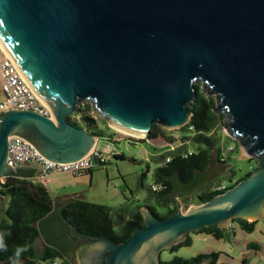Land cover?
Returning a JSON list of instances; mask_svg holds the SVG:
<instances>
[{"label":"water","instance_id":"obj_1","mask_svg":"<svg viewBox=\"0 0 264 264\" xmlns=\"http://www.w3.org/2000/svg\"><path fill=\"white\" fill-rule=\"evenodd\" d=\"M0 45L51 112L0 114V185L40 172L6 165L10 136L50 162L73 163L99 139L71 121L81 104L91 103L108 127L146 138L153 126L188 124L197 83L214 97L227 137L256 163L185 212L177 197L165 219L140 208L142 226L119 243L76 234L52 217L41 237L55 245L64 233L76 246L72 264H161V252L190 233L264 219V0H0Z\"/></svg>","mask_w":264,"mask_h":264},{"label":"trees","instance_id":"obj_2","mask_svg":"<svg viewBox=\"0 0 264 264\" xmlns=\"http://www.w3.org/2000/svg\"><path fill=\"white\" fill-rule=\"evenodd\" d=\"M194 88L196 95L189 106L192 115L188 124L179 129V132L182 133L180 146L159 156L161 163L153 173L152 185L159 187L160 191L152 193L157 204L163 207L165 212L163 215H157L154 208H147L154 216L162 219L173 213L175 209L172 197H177L180 200L186 199L191 192H194L192 198L186 200L188 204L185 206L189 207L206 203L240 180L245 179L256 169V166L253 167L248 175L234 181H232L235 177L234 171L229 170L227 171L228 179L224 178L219 184L212 185L206 189L200 187L199 183H201L202 175L208 167L213 162L222 165L227 164L229 158L218 147L219 140L214 135V131L221 126L225 117L214 112L216 102L213 97L201 92L196 85ZM71 121L79 128L100 139L105 141L112 140L113 133L109 131L107 124L99 118L89 104H81ZM159 138L167 140L164 144L168 145L176 142V140L174 141L168 136L166 131L161 130L157 126L151 128L145 140L155 141ZM225 142H232L237 147L236 142L228 137H225ZM185 144H189L191 149L189 148L190 150H188ZM231 148L234 150L233 147ZM232 150H226V152L229 153ZM188 152H191V155L182 156ZM112 157L120 160L124 159L123 155H115V153ZM166 159H168V162H165ZM25 175L22 174V176ZM0 197L8 200L7 208L5 210L0 209V231L10 232V235L5 238L7 250H0V264H13L16 247L24 245L28 247V251L21 255L19 264H40L49 259H61V264H72V260L68 258V253L74 251L76 246L69 242L64 233L58 244L45 246L40 253L35 249L38 237L42 233L45 234L43 224L46 223L52 214L57 215L59 222L69 227L76 234L88 237H101L116 243L127 240L134 229L142 226V217L137 211L128 221L121 222L117 228H114L115 224L111 219L108 208L90 204L77 198H73L59 209L54 210L53 201L43 183L25 181L21 177L5 178L4 183L0 185ZM9 221H11V224ZM256 222L232 221V223L238 225L241 231L248 234L254 231ZM199 233L220 240L224 236L225 229L209 227ZM189 245L190 239L187 237L169 251L173 252ZM256 247V244L247 246L248 249L252 250H255ZM216 258V254L198 255L191 259L174 257L170 261L161 262V264H204L208 260L209 264H215Z\"/></svg>","mask_w":264,"mask_h":264},{"label":"rangeland","instance_id":"obj_3","mask_svg":"<svg viewBox=\"0 0 264 264\" xmlns=\"http://www.w3.org/2000/svg\"><path fill=\"white\" fill-rule=\"evenodd\" d=\"M196 86L205 93L200 83H197ZM2 100L3 96L0 93V102ZM85 104L91 105L89 102H85ZM157 127L166 131L168 136L176 142L168 145L164 144L167 140L163 138L155 141L135 138L108 127L109 131L113 133L112 140L98 139L95 150L103 156L104 164L96 166L91 171V178L89 176H72L66 172L51 173L46 177L43 185L50 194L54 208L55 203L59 204L62 200L73 196V198L90 204L108 208L115 224L114 228H117L119 223L128 221L134 213L140 212V208L145 206L154 208L157 215H163L165 209L157 204L150 190V186L153 184V173L161 163L158 157L180 146L182 133L179 132V129L164 130ZM214 135L219 140L218 147L228 155L229 160L227 164L213 162L208 167L202 177H207L214 168L225 166V169L201 181L199 185L202 189L219 184L224 178L228 179L227 171L229 170L234 171L235 177L232 180L234 181L248 175L251 169L256 166L255 161L252 159L249 161L238 146L235 147L232 142H225L227 135L222 130V126L214 131ZM185 147L188 150L191 149L189 144H185ZM227 147H233L234 150L227 153ZM110 151H113L115 155H123L124 159L107 156ZM225 157L227 156L225 155ZM193 193L191 192L186 199L178 198L183 212L194 206H185L188 204L186 200H190ZM7 204L8 200L5 198L0 203V209L5 210ZM188 237L190 239L189 246L181 247L173 252L163 251L159 255V260L167 262L174 257L191 259L198 255L216 254L215 264H264V219L256 222L255 229L250 234L241 231L237 224L230 222L220 240L203 233H190ZM37 243L35 249L39 252L43 248L42 242L39 240ZM249 244H256L257 247L255 250L248 249ZM204 264H209V260Z\"/></svg>","mask_w":264,"mask_h":264},{"label":"built area","instance_id":"obj_4","mask_svg":"<svg viewBox=\"0 0 264 264\" xmlns=\"http://www.w3.org/2000/svg\"><path fill=\"white\" fill-rule=\"evenodd\" d=\"M0 93L3 100L0 102V114L8 110L33 111L49 117L51 112L43 102L29 88L15 65L0 48ZM228 151L232 148L228 147ZM113 151L107 156L112 157ZM191 152L183 154V157ZM106 156V157H107ZM168 162V159L165 160ZM5 163L9 167H22L37 164L41 167V177L45 183L46 177L51 173H70L79 176L91 172L96 166L104 164L103 156L99 151L92 150L83 158L69 164H57L40 156L31 146L18 137L10 136L7 140V154ZM152 192H159L160 188L151 185ZM61 259H49L40 264H61Z\"/></svg>","mask_w":264,"mask_h":264},{"label":"crops","instance_id":"obj_5","mask_svg":"<svg viewBox=\"0 0 264 264\" xmlns=\"http://www.w3.org/2000/svg\"><path fill=\"white\" fill-rule=\"evenodd\" d=\"M98 141V140H97ZM97 141L95 142V145H94V147L92 148V150H95L96 149V143H97ZM105 141V140H104ZM91 150V151H92ZM90 151V152H91ZM96 151V150H95ZM30 165H32V164H30ZM34 165H36L38 168H39V170H40V172L39 173H37V174H35V175H31V176H18L19 178L21 177V179H23V180H25V181H31V182H40V177H41V167L39 166V165H37V164H34ZM26 166H29V165H26ZM23 167H25V166H23ZM91 172H89V173H84V174H82V175H79V176H89L90 178H91ZM73 176V175H72ZM18 177H16V178H18ZM41 183H43L42 181H41ZM48 191V190H47ZM73 199V196H71V197H69V198H67V199H65V200H62L61 201V203H59V204H57V203H55V208H54V210H57V209H59L60 207H62L65 203H67L68 201H70V200H72ZM3 200H5V198H2L1 197V200H0V203L3 201ZM58 200V199H57ZM56 215L55 214H52L47 220H51V218L52 217H55ZM58 219V218H57ZM59 221V220H58ZM60 224H62L61 222H59ZM64 227H65V225L64 224H62ZM39 240H41V246L44 248L45 246H48V244L46 243V242H44V240L42 239V237H41V235L38 237V239H37V241H36V244H35V247L37 246V242H39ZM42 248V249H43ZM41 249V250H42ZM40 250V251H41ZM40 251L38 252V253H40Z\"/></svg>","mask_w":264,"mask_h":264},{"label":"clouds","instance_id":"obj_6","mask_svg":"<svg viewBox=\"0 0 264 264\" xmlns=\"http://www.w3.org/2000/svg\"><path fill=\"white\" fill-rule=\"evenodd\" d=\"M11 224V221H9ZM10 235V232L8 231H0V250L6 251L7 245L5 242V238ZM28 251V247L26 245L24 246H17L14 252V259L13 264H19V259L21 255Z\"/></svg>","mask_w":264,"mask_h":264},{"label":"flooded vegetation","instance_id":"obj_7","mask_svg":"<svg viewBox=\"0 0 264 264\" xmlns=\"http://www.w3.org/2000/svg\"><path fill=\"white\" fill-rule=\"evenodd\" d=\"M77 250H78V249H77ZM168 251H169V250H168ZM81 253L83 254V248H82L81 251H80V250L78 251V255H80Z\"/></svg>","mask_w":264,"mask_h":264},{"label":"bare ground","instance_id":"obj_8","mask_svg":"<svg viewBox=\"0 0 264 264\" xmlns=\"http://www.w3.org/2000/svg\"><path fill=\"white\" fill-rule=\"evenodd\" d=\"M0 48H1V45H0ZM1 50L3 51V49L1 48ZM4 52V51H3ZM5 53V52H4ZM142 138V137H141Z\"/></svg>","mask_w":264,"mask_h":264}]
</instances>
